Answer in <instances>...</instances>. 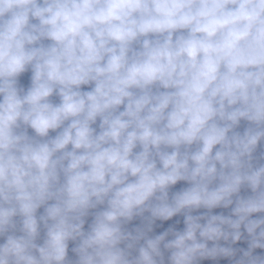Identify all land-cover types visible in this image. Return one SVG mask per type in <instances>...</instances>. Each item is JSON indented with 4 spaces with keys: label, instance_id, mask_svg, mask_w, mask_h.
<instances>
[{
    "label": "clouds",
    "instance_id": "clouds-1",
    "mask_svg": "<svg viewBox=\"0 0 264 264\" xmlns=\"http://www.w3.org/2000/svg\"><path fill=\"white\" fill-rule=\"evenodd\" d=\"M0 264H264V0H0Z\"/></svg>",
    "mask_w": 264,
    "mask_h": 264
}]
</instances>
